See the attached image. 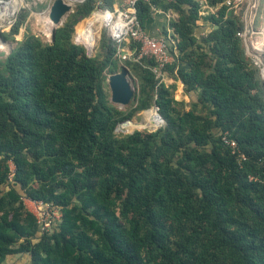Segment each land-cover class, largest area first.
<instances>
[{"label":"trees","instance_id":"16d2710c","mask_svg":"<svg viewBox=\"0 0 264 264\" xmlns=\"http://www.w3.org/2000/svg\"><path fill=\"white\" fill-rule=\"evenodd\" d=\"M112 1L79 3L56 41L28 31L0 59V264H264V78L240 15L223 0H206L217 11L207 16L195 0L165 5L178 15L166 73L201 93L187 104L151 57L121 60L107 32L96 56L75 42L77 25ZM159 2L137 3L143 28ZM30 15L21 8L3 39ZM122 67L137 87L124 110L107 84ZM153 104L158 130L116 133ZM26 198L61 218L43 229Z\"/></svg>","mask_w":264,"mask_h":264},{"label":"built area","instance_id":"2783aa9c","mask_svg":"<svg viewBox=\"0 0 264 264\" xmlns=\"http://www.w3.org/2000/svg\"><path fill=\"white\" fill-rule=\"evenodd\" d=\"M122 9L111 11L109 9H98L93 13V18L103 17V21H96V26L106 27L109 36L117 45V54L122 60L133 58L135 61L144 57H151L155 65L151 68L156 79L161 82L166 75V67L172 64L176 58L174 36L166 38H155L148 34L141 25L137 16V3L141 0H120ZM151 2V0H143ZM223 5L231 11H237L240 15L243 29L238 35L243 39L246 52L252 58L255 65L260 68L264 78V23L257 25L259 15L264 18V0H223ZM23 7L22 0H0V32L2 28L12 27L17 19V13ZM154 9V5L151 7ZM172 31V29H171ZM173 33V31L171 32ZM83 38L76 35V43H82ZM137 46L134 49L125 50L129 42ZM126 44V45H123ZM173 45V47H172ZM87 48L89 45H86ZM89 49V48H88ZM154 112L158 107L154 105ZM225 143L236 148L235 143L225 139ZM35 206L31 210L43 225V229H49L57 218V209L43 200L26 198Z\"/></svg>","mask_w":264,"mask_h":264},{"label":"crops","instance_id":"0c3cea01","mask_svg":"<svg viewBox=\"0 0 264 264\" xmlns=\"http://www.w3.org/2000/svg\"><path fill=\"white\" fill-rule=\"evenodd\" d=\"M23 4L29 8L31 11V15L29 17V25L32 24V22L35 20L36 23L40 24L43 19V15L47 16L49 18V10L55 0H22ZM70 2V0H68ZM170 0H160V2L154 6V9H152L150 18L145 24V31L148 32L149 35L155 38H166L167 36L173 37L174 34L171 33L173 29L171 28V20L176 19L178 17L177 13L171 11V10H166L165 5L169 3ZM199 5H200V14L201 15H210V14H215L217 11L216 9H213L212 7L209 6L208 3H206V0H195ZM75 3V1H73ZM79 3H77L78 5ZM100 4H103L101 1ZM76 5V6H77ZM122 9L121 1L120 0H113L111 4V8L109 10L111 11H119ZM98 10V9H96ZM41 14H43L41 16ZM93 16V14L91 15ZM90 16V17H91ZM88 17V18H90ZM88 18L84 19L81 21L76 28L75 35H78L77 29L82 22L86 21ZM49 21V19H47ZM96 21H98V18H92L90 22L88 23V27L85 29L87 30L92 24L96 26ZM48 24V23H47ZM51 24V23H50ZM52 25V24H51ZM172 29V31H171ZM82 31L81 33L86 32ZM211 30V24L208 22H204L201 20L199 22V28L197 29V32L199 35H204L207 32H210ZM80 33V34H81ZM4 43H6V46L11 45L8 41L4 40ZM173 47V45H172ZM126 51H128V47H126ZM163 82L167 86H175V96H178L179 98H176L179 101H185L187 104L191 103V101H195L198 99L199 96H201L200 91H189L185 87L184 83L181 81V79H178V77H172L169 74L166 73L164 76Z\"/></svg>","mask_w":264,"mask_h":264},{"label":"rangeland","instance_id":"374dc122","mask_svg":"<svg viewBox=\"0 0 264 264\" xmlns=\"http://www.w3.org/2000/svg\"><path fill=\"white\" fill-rule=\"evenodd\" d=\"M75 4H77V3L75 2ZM42 15L43 14H41V16ZM41 18L43 19V21L40 24L39 23L37 24L36 21L34 20L32 22V24L29 25V28L28 29L26 27H23L20 30V33L18 34V36L15 37V40L16 41L15 40H12V39H10L8 41L11 44L9 46H6L7 44L2 41L3 36L1 35V32H0V40L3 43V45L0 46V59H5L12 52V50L17 47L18 42L24 40L25 35H26V33H28V31L32 32L33 34H36V35L40 36L42 39H44L47 42L48 41H52V25L48 23V20H47L48 18H47V16H45V14ZM92 18H93V16H91L87 20H89V19L91 20ZM263 23H264V18L262 17V15H259L258 16V19H257V25L261 27L263 25ZM46 26H48V27H46ZM86 27H88V26H86ZM3 29L4 28H2L1 31H3ZM85 30L86 29H84L82 31H85ZM96 30H97V33H96L97 34L96 42H95V44H94V46H93L92 49L88 46V48H89L88 49V53L91 56H96L100 52V50H101L100 44H101V39L103 37V34L105 32H107V34H109L108 29L106 27H102V26L97 25V29ZM4 31L7 32V30H4ZM74 39L76 41V35H75ZM81 45H84L86 47V45H88V44L84 40H82ZM125 49H127V48H125ZM119 66H122V64H119ZM129 81H130V83L132 85L133 90L136 92L137 87H135V85L133 84V79L131 77H130ZM175 97L176 98H179L178 96H175ZM114 106H116V105H114ZM116 108H117V106H116ZM187 109H189V107H187ZM150 111H154V104L149 109H147L145 111L137 112V113H135V115L132 118H129L132 121V123L134 124V127L133 128H131V126H129L131 124L130 123L128 125L129 127L128 126H122V127H120L119 129L116 130V133L117 134H121V133L124 134V133L131 132V131H142V130L156 131V130H158L162 125L161 126L160 125L159 126H153V125L147 126L146 125V122H147L146 119L149 117ZM139 125H141V126H139ZM26 203H27V206H28L29 209L35 210L34 204H32L30 201H27V200H26ZM56 214H57V218L60 219L62 214L60 212H57ZM52 225H53V223L51 224V227H52ZM17 260H18L17 263H19V264H25V263L28 262V257H25L24 258V257L18 256L17 257Z\"/></svg>","mask_w":264,"mask_h":264},{"label":"water","instance_id":"95a60500","mask_svg":"<svg viewBox=\"0 0 264 264\" xmlns=\"http://www.w3.org/2000/svg\"><path fill=\"white\" fill-rule=\"evenodd\" d=\"M73 1L76 3H82L85 0H70V2L68 0H55L53 2L49 10V19L52 24V42L56 41L55 36L57 30L68 22L70 15L74 12L77 4L73 3ZM2 41L4 42L3 39ZM129 79V72L124 67H122L118 72L107 77L110 102L113 105H116L120 110H123L129 106L133 98L134 90ZM155 114L161 120L159 125H163V117L158 112H155ZM130 123H132L130 119L124 120L117 125L116 130L122 126H128ZM133 132L134 131L127 133L131 134Z\"/></svg>","mask_w":264,"mask_h":264},{"label":"bare ground","instance_id":"6f19581e","mask_svg":"<svg viewBox=\"0 0 264 264\" xmlns=\"http://www.w3.org/2000/svg\"><path fill=\"white\" fill-rule=\"evenodd\" d=\"M49 19V18H48ZM104 19H103V17H98V21H103ZM48 23L50 24L51 23V21H50V19H49V21H48ZM46 27H48V26H46ZM50 28V27H49ZM97 27H95V25H91L87 30H86V32H84V33H81L80 35H79V37H81V38H83V40L89 45V47L92 49L93 48V46H94V44H95V42H96V39H97ZM47 30V29H46ZM48 31V30H47ZM51 31V30H50ZM3 45V43L1 42V40H0V46H2ZM6 47V46H5ZM90 49V50H91ZM146 125L147 126H149V125H153V126H159V124H160V118L159 117H157L156 116V114H155V112L154 111H150V115H149V117L146 119ZM145 124V123H144ZM145 125V126H146ZM129 126H131V128H133L134 127V124L133 123H131ZM128 126V127H129ZM139 126H141V125H139ZM143 126V125H142ZM151 127V126H150ZM128 130V129H127Z\"/></svg>","mask_w":264,"mask_h":264}]
</instances>
